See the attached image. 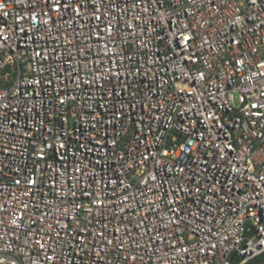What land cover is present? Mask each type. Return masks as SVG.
<instances>
[{
	"label": "built area",
	"instance_id": "1",
	"mask_svg": "<svg viewBox=\"0 0 264 264\" xmlns=\"http://www.w3.org/2000/svg\"><path fill=\"white\" fill-rule=\"evenodd\" d=\"M263 251L264 0H0V264Z\"/></svg>",
	"mask_w": 264,
	"mask_h": 264
},
{
	"label": "trees",
	"instance_id": "2",
	"mask_svg": "<svg viewBox=\"0 0 264 264\" xmlns=\"http://www.w3.org/2000/svg\"><path fill=\"white\" fill-rule=\"evenodd\" d=\"M235 261L239 262L240 259L236 258ZM242 264H264V251L261 252L260 254L256 255L255 257L248 259L247 261H245Z\"/></svg>",
	"mask_w": 264,
	"mask_h": 264
}]
</instances>
